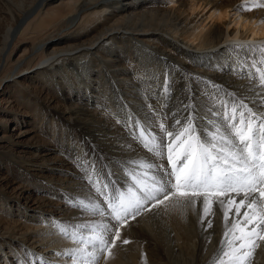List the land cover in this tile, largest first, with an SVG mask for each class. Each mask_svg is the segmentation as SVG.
<instances>
[{"label": "bare ground", "instance_id": "obj_1", "mask_svg": "<svg viewBox=\"0 0 264 264\" xmlns=\"http://www.w3.org/2000/svg\"><path fill=\"white\" fill-rule=\"evenodd\" d=\"M260 5L264 0H0V90L7 88L0 98V264H229L238 251L250 254L245 264H264L256 223L264 185L251 208L239 204L246 189L210 193V205L225 204L204 223L198 202L193 211L175 198L147 201L143 214L116 221L99 194L105 186L120 192V176L132 186L125 168H137L134 183L140 175L148 187L166 183L157 149L178 145L172 161L179 160L190 137L177 141L167 132L182 131L189 119L191 136L217 149L243 147L235 133L244 125L234 128L235 121L256 128L254 142L264 133ZM236 207L248 215H233ZM103 224L129 243L94 251L86 241Z\"/></svg>", "mask_w": 264, "mask_h": 264}, {"label": "snow or ice", "instance_id": "obj_2", "mask_svg": "<svg viewBox=\"0 0 264 264\" xmlns=\"http://www.w3.org/2000/svg\"><path fill=\"white\" fill-rule=\"evenodd\" d=\"M262 82H264V77H262ZM238 123H243L244 125L242 128L237 129L235 133L239 143L243 145L238 152L228 150L224 146L217 149L216 144L209 146L201 138L191 136L194 130L191 119H189L187 127L183 128L182 131L176 133L167 132V135L173 140L185 135L190 137V140L187 142V148L179 160L173 162L171 156L168 158L173 163L175 182L171 180L166 183L157 182L158 186L148 187L146 185L139 189V192L130 191L127 197L114 196L113 201H110L108 205L111 208L112 219L121 221V214L127 215L129 212L133 213L134 218L135 215H139V209L147 201H153L159 205L163 204L164 200L175 198L177 203L184 206H192L193 211H197L195 205L198 202L203 212L201 223H204L205 217L214 215L215 207H219L223 211L225 204L224 200H216L210 205L207 196L210 193H224L229 190L236 192L237 195L245 189L247 190L244 191V195L239 200V204L242 206L245 205L246 201L248 208H251L254 204H258V198L254 193L258 190L257 182L264 184V152L256 150L252 143L253 137L256 135V128L251 126L247 121H235L232 127L235 128ZM161 127L164 130L163 126ZM246 133H251V135H247ZM221 139L223 140L224 137ZM261 140H264V135L261 136ZM148 167L151 168L152 165H148ZM173 173H168L169 177ZM260 196L264 197V190H260ZM100 214L103 215V211ZM233 215L242 219L248 213H241L240 207H236ZM223 218L227 229L231 223L229 212L224 211ZM250 223H252L251 217L245 221V226ZM256 223L262 226L261 231H264V213L260 214V218ZM207 224L208 227L212 226L210 219L207 221ZM115 227V225L112 227H109L108 224L101 225L100 232L92 239H88L86 244L90 245L94 251L103 252L110 247H115L116 241L124 244L129 243L128 240L122 239L119 231L114 232L111 236L109 235L112 232V228ZM224 235L227 237V230ZM236 239L243 241L244 237L238 236ZM260 239H264V236H261ZM258 246V244L252 245L253 249ZM244 247L243 243L239 245L240 249ZM77 251H80L81 256H83L82 250L78 249ZM68 255H73V253H68ZM88 255H92L93 259H95L93 253H88ZM229 255L230 253L223 252V256L227 257ZM249 255L248 252L238 251V254L233 256L230 264H245V257Z\"/></svg>", "mask_w": 264, "mask_h": 264}, {"label": "rangeland", "instance_id": "obj_3", "mask_svg": "<svg viewBox=\"0 0 264 264\" xmlns=\"http://www.w3.org/2000/svg\"><path fill=\"white\" fill-rule=\"evenodd\" d=\"M6 92H7V88H5V89H3V90H0V98H2V97H5V95H6ZM34 135V133H32V132H28L26 135H25V137H26V140H27V142H30L33 138H30L29 139V137H31V136H33ZM192 136H193V134H192ZM177 141H178V138L176 139ZM188 142V140L186 139V143ZM178 145H176V146H174V150H175V152H176V154H178V147H177ZM185 148H187V144H185V147H183V149H182V154L184 153L183 151H185L186 149ZM173 150V151H174ZM173 151H171L170 152V148H166V149H163V150H160L159 151V149H157V153H158V156H156V157H158V160H157V162L159 161V163H158V165L160 166V167H162V172H163V174L161 175V178L162 177H166L165 178V180L168 182L169 181V175H168V173H171V171H172V163L169 161V159H167V158H169V156H171V158H172V156L174 157V158H176L175 156L176 155H173ZM21 154V153H20ZM22 155V154H21ZM54 155H56V156H62L63 154H60L59 153V151H58V149H57V151H55V154ZM160 156V157H159ZM150 159H153V157L152 158H150ZM167 159V160H166ZM161 161V162H160ZM162 161H164L163 163H162ZM165 161H166V164H165ZM168 161H169V163H168ZM211 163V162H210ZM161 164V165H160ZM168 164V165H167ZM171 164V165H170ZM165 167V168H164ZM136 168V167H135ZM135 168H132V169H129V168H125V170L126 171H128V172H130V174L132 175V179H131V185L132 186H126V185H124V182H123V178L120 176L119 177V189H121L120 190V192H116L117 194L116 195H114L113 194V191H112V193L110 192V190L105 186L103 189H104V191H103V189H101L100 191H99V194H100V196H101V201L102 200H104V203L105 204H109V202L110 201H113V197L114 196H123V197H126V196H128V194H129V192L131 191V192H139V189L140 188H142V185H144L145 186V184H146V182H150V179L147 177V176H144V177H142L141 175H140V179H139V183H138V181H136L135 183H134V180H133V177L135 176V174H136V171H137V168L135 169ZM169 169V170H168ZM175 175V174H174ZM3 175H0V178L2 177ZM152 183H154V184H156V182H155V179H152ZM138 185H139V187H138ZM135 186V187H134ZM129 190V191H128ZM108 192V193H107ZM110 192V193H109ZM122 193V194H121ZM110 194V195H109ZM112 194V195H111ZM107 196V197H106ZM105 197V198H104ZM112 198V199H111ZM143 208V209H142ZM141 210V211H140ZM140 210H139V213H141V214H143L142 212H144L145 211V209H144V205L140 208ZM143 210V211H142ZM130 213V212H129ZM151 259H152V257H151ZM165 261H166V259H164ZM224 260H226V259H224ZM232 261V260H231ZM230 261V262H231ZM230 264V263H229Z\"/></svg>", "mask_w": 264, "mask_h": 264}]
</instances>
